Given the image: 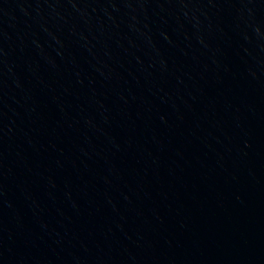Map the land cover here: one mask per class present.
<instances>
[{
    "label": "water",
    "instance_id": "obj_1",
    "mask_svg": "<svg viewBox=\"0 0 264 264\" xmlns=\"http://www.w3.org/2000/svg\"><path fill=\"white\" fill-rule=\"evenodd\" d=\"M0 264H264V0H0Z\"/></svg>",
    "mask_w": 264,
    "mask_h": 264
}]
</instances>
